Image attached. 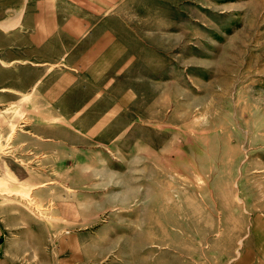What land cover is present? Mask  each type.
<instances>
[{
    "label": "rangeland",
    "instance_id": "rangeland-1",
    "mask_svg": "<svg viewBox=\"0 0 264 264\" xmlns=\"http://www.w3.org/2000/svg\"><path fill=\"white\" fill-rule=\"evenodd\" d=\"M25 3L0 0L1 44ZM128 7L126 57L33 53L32 93L0 101L7 135L47 144L0 174V264H264V0Z\"/></svg>",
    "mask_w": 264,
    "mask_h": 264
},
{
    "label": "crops",
    "instance_id": "crops-1",
    "mask_svg": "<svg viewBox=\"0 0 264 264\" xmlns=\"http://www.w3.org/2000/svg\"><path fill=\"white\" fill-rule=\"evenodd\" d=\"M129 1L134 3L138 0H38L34 9L31 0L29 6L25 3L20 25L25 31L22 48L18 49L20 47L15 46L12 39L3 41V44L0 40V51L13 45V49L2 50V55L0 53V101L10 105L18 97L32 93L34 78L31 75L32 65L28 64V60H32L33 53L40 61L50 63H57L67 57L73 66L81 65V70H85V62H99L104 65L111 63L113 57H119L120 60L122 54L126 57L127 43L122 41L121 33L128 30L129 22H138L137 18L129 20L128 16L137 17L143 14L142 7H128ZM139 1L143 4V0ZM55 32L71 33V39L49 40L50 33ZM86 32L87 36L84 34ZM96 69L97 72L108 70L106 66ZM60 86L55 91L60 90L63 93L62 85ZM35 95L47 96V86L40 87ZM1 111L3 109L0 108ZM2 123L4 121L0 122V174L5 175L6 169L15 175L16 168L8 159L15 155L17 149L26 151V146L31 149L33 144L36 152H42L47 149V144L40 138H31L28 135L15 136L13 132L7 135L8 128L6 124L1 125ZM21 167L25 168L24 164ZM12 182L9 178L7 185L1 186L0 192L15 191V183ZM245 252L244 250L242 255ZM243 259L245 261L244 257L241 260Z\"/></svg>",
    "mask_w": 264,
    "mask_h": 264
},
{
    "label": "bare ground",
    "instance_id": "bare-ground-1",
    "mask_svg": "<svg viewBox=\"0 0 264 264\" xmlns=\"http://www.w3.org/2000/svg\"><path fill=\"white\" fill-rule=\"evenodd\" d=\"M87 82V81H86ZM103 95V94H102ZM123 99V98H122ZM95 99H93L92 101H94ZM95 102V101H94ZM125 102V101H124ZM128 103V102H127ZM129 104V103H128ZM125 106H127V105H125ZM83 113V112H82ZM189 134V133H188ZM93 140V139H92ZM172 154V153H171ZM164 160V159H163ZM146 162V161H145ZM191 173V172H190ZM195 174V173H194ZM186 175H187V173H186ZM188 176V175H187ZM188 182V181H187ZM190 187V186H189ZM178 200V199H177ZM183 206V205H182ZM181 209V208H180ZM181 214V213H180ZM184 214V213H183ZM184 216V215H183ZM187 218V217H186ZM185 220V219H184ZM189 220V219H188ZM199 232V231H198ZM155 241H156V239H155ZM134 244V243H133ZM171 248H172V246H171ZM169 250V249H168ZM162 261V260H161Z\"/></svg>",
    "mask_w": 264,
    "mask_h": 264
}]
</instances>
